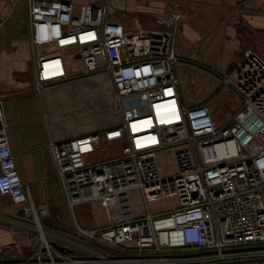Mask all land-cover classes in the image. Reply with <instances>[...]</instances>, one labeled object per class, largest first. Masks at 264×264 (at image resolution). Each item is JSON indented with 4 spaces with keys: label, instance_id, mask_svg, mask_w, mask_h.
<instances>
[{
    "label": "built area",
    "instance_id": "obj_1",
    "mask_svg": "<svg viewBox=\"0 0 264 264\" xmlns=\"http://www.w3.org/2000/svg\"><path fill=\"white\" fill-rule=\"evenodd\" d=\"M137 3L152 11L158 30L132 33L106 7L84 4L76 12L70 3L26 0L33 90L42 97L64 86L74 96L63 110L42 114L55 177L76 229L68 232L73 240L43 230L2 129L0 198L10 201L17 227L27 226L17 211L30 213L37 236L25 233V242L13 241L0 264H264V54L245 52L231 72L191 63L206 79L205 93L217 81L241 100L228 122L214 126L204 102L187 108L181 96L176 66L184 60L174 45L185 6L177 0ZM67 55L80 61L79 72H70ZM104 88L109 97H103ZM130 95L147 107L126 118L120 101ZM76 107L95 115L109 110L115 122L94 116L99 126L90 133L55 134L54 126L75 115ZM102 142H122L123 148L116 157L86 165L83 157L101 150ZM160 152H172L175 173L159 166ZM132 190L141 192L144 215L131 208ZM164 199L172 207L152 214L149 205ZM107 200L117 214L104 224L101 204ZM83 205L98 228L87 231L76 222L75 208Z\"/></svg>",
    "mask_w": 264,
    "mask_h": 264
},
{
    "label": "crops",
    "instance_id": "obj_2",
    "mask_svg": "<svg viewBox=\"0 0 264 264\" xmlns=\"http://www.w3.org/2000/svg\"><path fill=\"white\" fill-rule=\"evenodd\" d=\"M6 1L10 2V0ZM177 1H180L187 11L186 17L176 30L178 35L174 48L184 60L176 66L177 75L183 72H195L196 75L198 73L201 75L202 72L191 63L217 65L225 72L237 69L245 52L250 51L249 48H244L243 34L240 31L251 29L260 32L264 29V18L256 14L264 12V0ZM16 2L17 0H14L12 5L3 6L0 9L1 121L15 155L16 169H19L22 180H26L31 170L36 171L39 177L34 180V183L39 185L43 182V190L47 193L52 186L49 177L55 172L48 146L49 134L42 112L44 109L49 110L50 113L61 111L64 104L73 102L71 100L74 96L69 95L64 86L51 89L42 97L34 92L33 48L27 28L24 32L21 31L22 24L27 21V7L25 3V15H23L21 11H17ZM247 36L250 38L249 35ZM33 116L42 126L39 138L36 137L37 132L31 121ZM73 116L78 118L88 116L90 119L85 121L90 122L93 130L87 132L82 122L75 121H66L64 126L65 120H63V127L62 124L54 126L55 134L84 135L99 126L94 112L87 113L84 109L76 107ZM71 124L74 125L71 126ZM7 129L11 131L10 138L7 135ZM52 179L58 186L55 175ZM25 190L28 192V188ZM5 210L6 208H3V211ZM7 221L9 220L5 222ZM3 229L2 232L0 231V233H5L0 234V259L8 256L6 246L11 242L6 229ZM60 237L63 236L60 235ZM3 250L4 252H1Z\"/></svg>",
    "mask_w": 264,
    "mask_h": 264
},
{
    "label": "rangeland",
    "instance_id": "obj_3",
    "mask_svg": "<svg viewBox=\"0 0 264 264\" xmlns=\"http://www.w3.org/2000/svg\"><path fill=\"white\" fill-rule=\"evenodd\" d=\"M51 1L70 3L75 8L76 12L80 8V6L84 4L106 7L110 15L117 17L118 20H120L122 23H125L127 26L131 25L129 27L133 29L132 33L149 34L152 31L158 30L159 28L154 24L153 16L151 14L152 11L149 8L140 7L137 3V0H51ZM12 3H14V0H10V2L6 0H0V9L3 6L5 7L10 6L12 5ZM25 3L26 0H17L16 2L17 11L18 12L21 11L23 15H25ZM256 14L264 18V12H259ZM246 31L245 30L240 31V33L243 34L242 40H243L244 48H249L251 52L257 54H264V29L260 32H255L251 29H249L247 32ZM246 33L247 35H249L250 38H248ZM194 57H198V56L194 55ZM65 60L69 67L70 72L77 73L81 70L80 61L75 60L73 56L67 55L65 57ZM178 77L180 78V91L185 107L190 108L192 107L193 104H196L198 102H202V103L204 102L208 110V113L210 115L211 122L214 124V126L218 127L228 122L231 116L238 110V108L241 105V100L230 89L221 87L217 81H212L213 91L211 94L209 93L207 94L205 93L206 90L203 89L206 79H204L205 77L200 75L199 73L196 75L195 72H190V73L183 72L182 74H178ZM196 80L199 81L198 86L196 84L194 85V82ZM212 85H209L208 88L209 87L212 88L211 87ZM105 90H106L105 88L102 90L103 97H105L106 95L109 97L110 93L109 92L104 93ZM102 102H103L102 108H104L105 106V108L107 109L106 105H104L105 104L104 98L102 99ZM120 103L123 114L126 118L143 114L146 111V107H147L144 102H141L139 100L137 95L122 97ZM109 115H112V113H110L109 110H107L106 114L104 110H101L99 114L96 115V119L99 120L100 122L105 121L107 124H111L112 122H115L110 120L112 117H109ZM51 118L54 119L53 116ZM86 119H90V118L88 116L85 117L79 116V118L77 116H73V117L68 116V119H66L64 122V126L66 124V121L68 122L75 121L80 123L82 122L84 124L83 128H85L87 132L93 130L90 122L85 121ZM31 121L33 126H35V132H37L36 137L37 138L41 137L39 135V132L42 126L38 123V120L34 116L32 117ZM61 124L63 127V122ZM74 124H71V126H73ZM10 132H11L10 129H7V135L9 138H10ZM122 148H123L122 142L114 143L111 146L102 142L101 150L95 152L94 154L84 156L83 161L86 165L96 164L102 160H105L108 157L118 156ZM157 161L159 166L164 170V172H166L167 174L175 173L172 152L158 153ZM17 171L21 178L23 186L26 189L28 188V194L31 196V200L34 203V206L37 209L40 207H45L47 209L51 221L53 222V225L55 226L54 228H57V230H55L54 228H49L44 226L41 222V218L37 211L40 223L42 224V228L45 232L59 235L63 231L72 232L73 229H76L74 219L72 218L71 214L67 211L66 207L64 206L63 198L58 189L56 181L52 179L55 173L54 175L49 177L50 178L49 181L52 186L50 190L48 189L46 193L43 190V185H42L43 182L39 185L38 184L36 185L34 183V180H37V178L39 177L36 171L31 170V172L27 174L25 181L22 180L18 168ZM129 200H130L131 208L134 213L138 215H144L146 213L141 192L139 190H132L129 193ZM114 204L115 203L112 200H107L101 204L102 206L105 207L106 210L105 215L107 216V220L106 222H104V224H107L111 219H114V217L116 216L117 209ZM171 204L172 203L170 199L157 201L149 205V211L152 214L161 211H166L172 207ZM10 205L11 203L8 199L0 198V227H1L0 231L2 230V228L6 229L5 230L6 233L11 238L10 245H7L6 247L11 246L13 241L19 243L25 242L26 237L23 235L25 233H28L29 238H33L37 236V233L34 230L35 222L32 218L30 219L26 218V221L23 222L24 224L27 225L26 227L24 226L17 227L12 223V222H16V219L18 220V218L12 213V209ZM3 208H6L7 211L11 210V212H7L6 210L3 211L2 210ZM74 212H75L76 222L82 229L89 231L96 229L98 228V226H100L90 221L89 219L90 208L88 207V205L76 207ZM4 220L5 221L9 220V221H7L8 222L7 223ZM14 231L19 235L13 236ZM0 234L3 235L5 233H0ZM69 236L72 235L69 234ZM69 236L66 238L73 240V238L72 237L70 238ZM48 241L52 243L55 242V240L51 238H49ZM86 242L89 244L88 245L85 243L86 246H91L90 242L88 241ZM12 251H16V250L13 249ZM1 252H4V250ZM81 256H85V255L82 254Z\"/></svg>",
    "mask_w": 264,
    "mask_h": 264
},
{
    "label": "water",
    "instance_id": "obj_4",
    "mask_svg": "<svg viewBox=\"0 0 264 264\" xmlns=\"http://www.w3.org/2000/svg\"><path fill=\"white\" fill-rule=\"evenodd\" d=\"M26 30V23H23L22 26H21V31L24 32ZM79 56L77 55L76 56V59H78ZM0 113H1V104H0ZM3 129V124H2V121H1V118H0V131ZM38 213H39V216L41 218V222L44 226L46 227H49V228H54L55 226L53 225L49 215H48V212H47V209L45 207H40L38 208ZM17 216L19 217H23L25 216L27 219H30L31 218V215L29 212H26L24 213L23 210H18L17 213H16ZM61 250V248H59ZM21 260H6L5 262H20Z\"/></svg>",
    "mask_w": 264,
    "mask_h": 264
},
{
    "label": "trees",
    "instance_id": "obj_5",
    "mask_svg": "<svg viewBox=\"0 0 264 264\" xmlns=\"http://www.w3.org/2000/svg\"><path fill=\"white\" fill-rule=\"evenodd\" d=\"M55 230H57V228H54ZM59 235H61V236H63V237H68L69 236V233L68 232H65V231H63V232H61ZM68 235V236H67ZM70 238L72 237V236H69ZM73 239H74V237H72ZM81 243H86V244H88L85 240H79ZM89 245V244H88ZM92 247H97V245H95V244H90Z\"/></svg>",
    "mask_w": 264,
    "mask_h": 264
},
{
    "label": "bare ground",
    "instance_id": "obj_6",
    "mask_svg": "<svg viewBox=\"0 0 264 264\" xmlns=\"http://www.w3.org/2000/svg\"><path fill=\"white\" fill-rule=\"evenodd\" d=\"M116 119V118H115Z\"/></svg>",
    "mask_w": 264,
    "mask_h": 264
}]
</instances>
